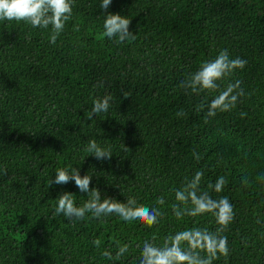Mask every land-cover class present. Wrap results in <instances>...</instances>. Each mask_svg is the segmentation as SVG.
Instances as JSON below:
<instances>
[{
    "label": "trees",
    "instance_id": "16d2710c",
    "mask_svg": "<svg viewBox=\"0 0 264 264\" xmlns=\"http://www.w3.org/2000/svg\"><path fill=\"white\" fill-rule=\"evenodd\" d=\"M75 0L55 44L51 29L0 21V264H138L145 240L191 227L215 231L211 214L182 221L170 205L174 190L203 170L201 187L223 176L222 193L235 218L224 233L229 255L213 264H264V0ZM108 13L131 19L134 40L103 33ZM247 61L231 81L245 96L206 117L215 93L185 94L179 82L220 51ZM112 95L107 113L88 116L93 100ZM183 109L186 118L177 117ZM241 113L246 115L242 118ZM89 140L110 147V160L85 151ZM128 148L129 150L125 149ZM197 153L199 161L193 156ZM93 175L102 197L155 205L152 228L118 216L70 221L54 215L61 192L87 200L74 181L52 184L58 169ZM99 238L101 246L93 245ZM129 252L109 261L101 253Z\"/></svg>",
    "mask_w": 264,
    "mask_h": 264
},
{
    "label": "clouds",
    "instance_id": "9594fccd",
    "mask_svg": "<svg viewBox=\"0 0 264 264\" xmlns=\"http://www.w3.org/2000/svg\"><path fill=\"white\" fill-rule=\"evenodd\" d=\"M75 0H0V21L25 22L32 28L51 29L50 42L55 44L63 32L67 22L72 18ZM112 0H101L99 7L107 10ZM131 19L119 14L108 13L103 23V35L108 39L115 38L118 43L134 40L135 35L129 31ZM247 61L240 58H230L227 49L222 50L212 60L203 62L198 70L179 82L178 87L185 94L200 96L202 93H215L210 102H201L195 106L197 112L207 107L206 117H215L217 113L232 111L240 99L245 96L241 81H231L237 70H243ZM113 96L108 94L93 100V107L88 116L107 113L111 107ZM177 117L186 118L187 113L181 109ZM246 114L241 113L243 118ZM126 150H129L125 147ZM85 151L97 160H110L113 156L110 147L101 146L96 140H89ZM193 156L199 161L197 153ZM93 175L89 173L81 176L77 167L60 168L55 173L52 184L66 185L70 181L81 193L87 194V200L78 206L73 193L64 191L56 199L57 206L54 215H63L70 221L83 220L90 213L93 219L118 216L122 221L133 224L139 222L152 228L158 225L164 216L160 206L167 203L164 196L156 199L152 207L138 204L134 197L126 202H118L114 198L102 197L98 188H90ZM204 179L203 170L194 173L191 179H185L180 188L174 190V202L170 205L173 216L178 221L185 217H199L211 214L218 227L215 231L208 228L191 227L166 235L162 242L157 238L145 240L140 248L138 264H213L220 257L227 258L229 246L227 236L224 235L235 218L234 207L227 196L213 198L212 193L223 192L227 180L221 176L215 183H208L206 188L201 184ZM264 181V173L257 177ZM99 238L93 241L97 248L101 246ZM117 250L113 255L111 249H105L101 255L109 261L120 260L129 252V245H121L116 241Z\"/></svg>",
    "mask_w": 264,
    "mask_h": 264
}]
</instances>
